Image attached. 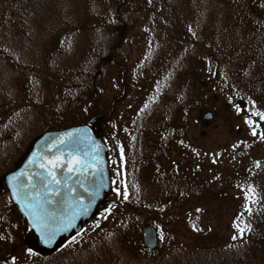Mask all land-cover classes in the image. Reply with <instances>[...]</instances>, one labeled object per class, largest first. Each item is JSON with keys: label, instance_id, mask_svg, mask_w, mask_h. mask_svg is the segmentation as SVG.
<instances>
[{"label": "trees", "instance_id": "16d2710c", "mask_svg": "<svg viewBox=\"0 0 264 264\" xmlns=\"http://www.w3.org/2000/svg\"><path fill=\"white\" fill-rule=\"evenodd\" d=\"M146 91L138 105L134 94ZM128 100L125 183L140 204L131 216L179 239L187 208L219 206L226 227L150 252L134 226L93 234L92 221L48 252L26 238L10 204L0 208V264H264V163L255 156L264 149V0H0V186L42 134L119 127ZM219 104L246 125L236 142L244 146L226 152L234 167L209 148L196 152L178 125Z\"/></svg>", "mask_w": 264, "mask_h": 264}, {"label": "water", "instance_id": "95a60500", "mask_svg": "<svg viewBox=\"0 0 264 264\" xmlns=\"http://www.w3.org/2000/svg\"><path fill=\"white\" fill-rule=\"evenodd\" d=\"M212 117L208 113L204 118L210 121ZM107 154L95 127L73 126L43 134L21 165L4 176L8 195L40 248L54 250L61 241L79 234L94 217L112 190ZM56 158L64 163L53 168L51 162ZM69 162L75 164L72 172L68 171ZM49 172L55 173L56 180ZM143 236L146 248L154 250L158 245L156 230L146 228Z\"/></svg>", "mask_w": 264, "mask_h": 264}, {"label": "rangeland", "instance_id": "374dc122", "mask_svg": "<svg viewBox=\"0 0 264 264\" xmlns=\"http://www.w3.org/2000/svg\"><path fill=\"white\" fill-rule=\"evenodd\" d=\"M47 19L43 18L41 20H38V23L42 26L47 27L45 24V21ZM145 36H148L150 39L155 38L153 34H147ZM148 53H155V45L153 43L148 44ZM148 91L145 92L144 95L139 96V94H134L136 99V103L138 105H141L142 103H145L148 99L147 97ZM132 102L130 100L127 101V107L123 106L119 109V112L121 114L119 118V123H121V126H111L109 128H103L102 130H99L100 136L107 140L106 144L109 147L110 157H111V163H112V170H113V193L108 198V201L104 203L102 206L104 210H107L111 207V202L114 200H120L122 201V206L118 207H112L113 211L110 212V215H113L112 217L108 215V213L101 214L102 217L100 219L94 220L92 223L95 224L93 228L90 230H93V234L99 233L103 228L106 229V227H111L110 231H113L117 228H120V225H125V227H133L134 237L135 240H141L143 241V229L147 228L151 225L148 223L144 225L143 222H137V219L132 217V213L134 209H138L140 204L137 202H133L130 199V195L128 194V190L125 188V180L127 176H124L122 172L119 173L117 171L118 166L117 163L121 161L124 168L127 169L126 162H127V147H129L128 143V137H129V130H121L124 128L126 122L129 117H131V107ZM203 107V105H202ZM216 110V109H215ZM204 112H210L208 109L205 108H197L195 109L191 115L187 118V123L183 120L180 121L178 124L179 127L182 128V131L184 132V138L188 140L190 145L194 146L193 148L197 152V148L204 147L209 148L211 157L213 156L212 160H216L219 156L222 157L221 165L226 166L229 164L228 167H234L235 160L232 159V157L229 154H226V152L229 150L230 154L237 153V150L244 146V144H240V148L238 145H236V142L240 140V135L242 131L244 132V129L246 128L245 122L240 119L238 116H234L232 112H227L223 109L221 104L218 105L217 110L212 113L213 118L210 121H205L201 115V113ZM124 114V115H123ZM124 116V117H123ZM133 116V115H132ZM124 121V122H123ZM123 122V123H122ZM125 123V124H124ZM237 128H240L237 130ZM244 139V138H242ZM244 143V142H243ZM195 152V155H196ZM257 153V151H256ZM257 157V161H260V163H264V149L259 148L258 154L255 155ZM255 157V159H256ZM243 158V157H242ZM243 163L246 165L247 163L250 164V162L246 161L245 159H242ZM128 170L130 171L132 165L130 162H128ZM211 163V160H208V162H205V164ZM240 164V163H239ZM164 167L167 165V162H163ZM152 171L150 170V173ZM128 175V173H127ZM130 175V174H129ZM4 177V176H3ZM3 179V178H2ZM3 183V182H2ZM140 183V181H139ZM127 190V192H126ZM125 194H127L128 199H125ZM139 193L138 195H140ZM0 208L5 210L7 209L10 204H12L9 195L7 193V190L5 186H0ZM137 195V196H138ZM143 194L141 195V199H143ZM124 201H127V203H124ZM124 203V204H123ZM148 208L152 209H158L154 204L157 202L154 201H147ZM230 205V204H228ZM158 206V205H157ZM159 207V206H158ZM215 206L213 210L206 214L205 210L200 209L198 206H193L191 208H187L184 211V217L183 219V227L186 230H189L188 232H181V229H177L179 239L174 238V236L170 232L163 233L162 235L159 234V241L161 242V249L165 250L168 249L170 252L174 251L175 248L181 244V241H183V234H188L191 236V238L198 237L205 232L211 231V230H222L225 226L226 220L221 219L223 218V213L226 210ZM125 209V210H124ZM228 213V212H227ZM100 214V213H99ZM139 214V213H138ZM132 215V216H131ZM227 218V224L229 222V217L226 214ZM181 219V220H182ZM226 227V226H225ZM124 228V227H123ZM173 229V228H170ZM126 230V229H125ZM26 238H30L31 241H33L34 244H36V240L34 235L31 231L28 229L25 231ZM161 236V237H160ZM159 242V244H160ZM169 246V248H168ZM18 253H16V259L22 258L24 255H26V250H17ZM155 251V250H154ZM153 252V251H152ZM177 253V252H176ZM178 260V256H177Z\"/></svg>", "mask_w": 264, "mask_h": 264}, {"label": "snow or ice", "instance_id": "6c2138e0", "mask_svg": "<svg viewBox=\"0 0 264 264\" xmlns=\"http://www.w3.org/2000/svg\"><path fill=\"white\" fill-rule=\"evenodd\" d=\"M255 135V133H253ZM64 161L60 160L59 158H56L54 161L51 162V166L53 168L57 167V166H61L63 165ZM79 161H76L75 164H78ZM75 164L72 163V162H69V167H68V171L69 172H72L74 167H75ZM45 171H47V169H45ZM49 175L52 177L53 180H56V176H55V173L54 172H49ZM57 183H59V181H57ZM125 199H127V194H125ZM246 211H251V209H245ZM79 214V213H77ZM238 231L240 232L241 235H243V232H244V229L243 228H238ZM235 239V237H234Z\"/></svg>", "mask_w": 264, "mask_h": 264}]
</instances>
